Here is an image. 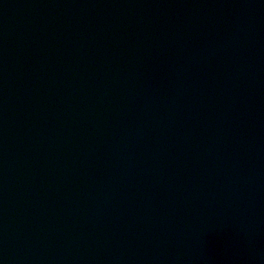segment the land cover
<instances>
[{"label": "water", "instance_id": "water-1", "mask_svg": "<svg viewBox=\"0 0 264 264\" xmlns=\"http://www.w3.org/2000/svg\"><path fill=\"white\" fill-rule=\"evenodd\" d=\"M0 264H264V0H0Z\"/></svg>", "mask_w": 264, "mask_h": 264}]
</instances>
